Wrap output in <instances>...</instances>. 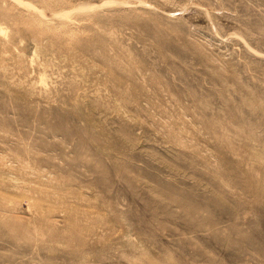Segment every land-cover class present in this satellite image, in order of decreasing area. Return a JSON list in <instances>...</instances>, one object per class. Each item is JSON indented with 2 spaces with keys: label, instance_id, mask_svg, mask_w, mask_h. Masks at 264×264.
Instances as JSON below:
<instances>
[{
  "label": "rangeland",
  "instance_id": "rangeland-1",
  "mask_svg": "<svg viewBox=\"0 0 264 264\" xmlns=\"http://www.w3.org/2000/svg\"><path fill=\"white\" fill-rule=\"evenodd\" d=\"M0 264H264V0H0Z\"/></svg>",
  "mask_w": 264,
  "mask_h": 264
}]
</instances>
